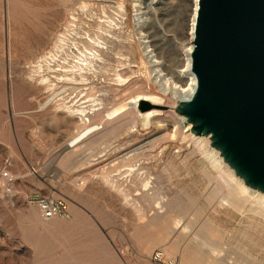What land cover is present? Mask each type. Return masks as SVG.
Masks as SVG:
<instances>
[{
    "label": "rangeland",
    "instance_id": "rangeland-1",
    "mask_svg": "<svg viewBox=\"0 0 264 264\" xmlns=\"http://www.w3.org/2000/svg\"><path fill=\"white\" fill-rule=\"evenodd\" d=\"M132 6L0 0V264H150L141 245L165 251L178 237L182 250L198 248L197 257L185 254L199 264H264V212L217 194L216 169L172 114L138 130L125 113L106 118L142 95L177 106L189 82L194 0H162L156 21L144 27L154 39L153 66L141 51ZM166 84L177 86V95L166 93ZM158 119L164 127L153 124ZM100 125L83 147L62 146ZM73 193L87 200L79 218L70 212V219L47 221L27 203L37 195L71 205ZM169 258L185 264L180 253Z\"/></svg>",
    "mask_w": 264,
    "mask_h": 264
},
{
    "label": "water",
    "instance_id": "water-1",
    "mask_svg": "<svg viewBox=\"0 0 264 264\" xmlns=\"http://www.w3.org/2000/svg\"><path fill=\"white\" fill-rule=\"evenodd\" d=\"M191 60L196 92L175 112L264 194V0H199ZM138 109L170 108L142 100Z\"/></svg>",
    "mask_w": 264,
    "mask_h": 264
},
{
    "label": "bare ground",
    "instance_id": "bare-ground-1",
    "mask_svg": "<svg viewBox=\"0 0 264 264\" xmlns=\"http://www.w3.org/2000/svg\"><path fill=\"white\" fill-rule=\"evenodd\" d=\"M198 9H199V0H194L192 22H191V28H190V31H189L190 45H189V47L186 50V65L184 67L185 68L184 72L188 73V75H189V82H188L187 86L185 88H183L181 90V92H180L181 96L178 97L180 99V101H190L192 99V97L194 96V94L196 92V88H197V81H196V78H195V76H194V74L192 73V70H191V68H192L191 55H192V53L194 51V44L193 43H194V38H195V26H196V18H197ZM91 54L95 55V53H91ZM86 57L88 58V55H86ZM89 61H88V63H89ZM86 62H87V60H86ZM155 63H157V61H155ZM142 66L144 67V65H142ZM85 68H86V66H85ZM158 69H160V68H158ZM189 70H190V72H189ZM165 87H166V90H165L166 93L168 91H170V90H173L174 94L177 95V89H178L177 86L174 85V88H172L171 85L166 84ZM142 100H147V101H149L152 104H155L157 106H166V107H168L164 103L162 98H160L158 96L142 95V96H138L136 99H134V100H132L130 102V104L132 105L131 106L132 108H125L127 106H125V107L124 106L117 107V108L111 110L106 115V118L108 120L114 119V118L119 117L123 113H125V114H127V116L129 115V118L131 117V120H132V123H133V128L135 130H138V125L139 124H140V126H141V124H143V127H149L153 118L158 117V116H162L164 114H172L180 122V123H178V122L177 123H178V125L181 124L182 129L184 131L187 132V131H189L191 129V126H189V125L186 126L185 125V123H186L185 118L178 116V114L175 112V108H176L175 105H174V107H169L170 109L168 111H163L162 109H154V110H151V111H149L147 113H141L139 111V109H138V104ZM125 114H123V116ZM125 117H126V115H125ZM115 123H114V125H115ZM153 124L155 126H158V127H164L165 126V123L162 120H159V119L158 120H154ZM124 125H126V124H124ZM98 130H100V128H98V126H93V127H90L88 129H86L85 131L80 133L78 136H76L72 142H70L69 147L73 148V147L78 146L86 138H88L90 135L94 134ZM180 133H181V130L179 132H177V130H176V133L174 135V139H177L178 136L180 135ZM194 139H195L194 140L195 141L194 142L195 146L198 149L199 153L204 157V159H205L204 161L207 162L208 164H210L214 169H216V171L218 173V175L216 177V180H214L216 182V184H217L216 187H218V189H219L217 194L219 195L223 191H225L228 195H230V196H232L234 198H238V197L241 198L243 200L244 204H248L249 203V204H252V205L260 206V208L258 209L259 211L257 213L258 216L262 212H264V210H263L264 209V194H262L260 192H257V191H254V190L248 188L247 186H245L244 182L241 179L237 178L236 175L234 174L233 170H231L223 162V159L220 157L219 153H217L214 150H209L208 149L209 146H210V142H209L208 139L195 138V137H194ZM81 147H83L82 144H81ZM109 175L110 174H107V176H109ZM106 178H108V177H106ZM215 182H214V184H215ZM81 185H83V183ZM190 247L192 249V247H194V246L193 245L189 246L187 250H190ZM166 251H168L167 253H168L169 256L172 255L171 249L169 247L166 248ZM197 256H198V254H194L193 257H197ZM183 258H185V260H186V261L183 260V263H185V264H197L198 263V262L196 263L195 260H187V257H186L185 253L183 254ZM215 264H216V262H215Z\"/></svg>",
    "mask_w": 264,
    "mask_h": 264
},
{
    "label": "built area",
    "instance_id": "built-area-1",
    "mask_svg": "<svg viewBox=\"0 0 264 264\" xmlns=\"http://www.w3.org/2000/svg\"><path fill=\"white\" fill-rule=\"evenodd\" d=\"M132 17L134 26L141 34L138 35L140 41L141 51L144 55L146 63L150 66L155 64L157 60V54L155 53L154 39L150 36V33H145L144 27L149 23L156 21V17L161 9L162 0H132ZM107 6H112L111 4ZM114 7V6H112ZM124 12L123 16L120 17V23L125 24L127 21V7L125 2L123 3ZM154 20V21H153ZM100 130L103 131V125H100ZM33 173H37L35 169H32ZM3 179L6 182H13L14 179L9 172L3 173ZM82 184V183H81ZM27 203L30 205H36L41 211L44 220H53L56 218L70 219V207L68 202L63 198L42 197V196H29ZM151 261L153 264H179L177 260H172L168 257L167 253L163 249L156 250Z\"/></svg>",
    "mask_w": 264,
    "mask_h": 264
},
{
    "label": "crops",
    "instance_id": "crops-1",
    "mask_svg": "<svg viewBox=\"0 0 264 264\" xmlns=\"http://www.w3.org/2000/svg\"><path fill=\"white\" fill-rule=\"evenodd\" d=\"M68 141V142H67ZM66 143H64L62 146L64 147H68V150H71V148H69V140H67ZM67 157V155L65 156ZM70 199L72 200L71 202V205L69 206L70 207V212L73 214L74 217L76 218H79V216H81L80 214V207L79 205L84 203L82 201L85 200L84 198H76L75 194L73 193L72 196H70ZM87 201V200H85ZM69 203V202H68ZM138 212V211H137ZM137 212H133L131 213V216L136 220V217H139ZM137 214V216H136ZM134 230V228H132ZM137 234V231L133 232L132 236H135ZM184 241V240H181L180 238H177L175 240H173L172 243H170L169 245H165L166 247L164 248L165 251H166V248L169 247L171 249V252H173V254H181V261H182V258H183V254L186 252H188V257L190 258H193L194 254H197L199 253L198 251V248L196 246L192 247V249L190 248V250H187L188 248H183L182 250V245H181V242ZM155 244H148V245H141L140 247V254L145 258L146 256H149V260H150V264H153L152 261H151V257L153 255V253L158 250V249H155ZM197 249H196V248ZM196 249V250H195ZM191 251H193V253H191ZM167 253V251H166ZM191 254V256H190ZM168 255V254H167ZM169 257V256H168Z\"/></svg>",
    "mask_w": 264,
    "mask_h": 264
}]
</instances>
